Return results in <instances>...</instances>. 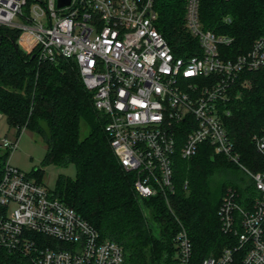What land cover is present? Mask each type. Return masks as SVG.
<instances>
[{"label":"built area","instance_id":"2783aa9c","mask_svg":"<svg viewBox=\"0 0 264 264\" xmlns=\"http://www.w3.org/2000/svg\"><path fill=\"white\" fill-rule=\"evenodd\" d=\"M155 0H0V26L20 30L18 47L38 62L72 60L95 109L106 116L109 145L126 172L134 174L139 199L161 195L169 206L173 163L194 156L201 144L225 156L252 181L251 200L239 202L228 187L217 209L221 231L234 243L198 264H264V169L240 161L225 125L228 104L239 98L243 72L264 70V35L235 57L221 46L234 38L203 28L200 0H186L185 25L200 53L178 55L157 27ZM224 21L229 23L230 17ZM243 85L245 83H242ZM264 159V126L252 134ZM3 149L17 140L3 138ZM186 186V182H185ZM171 264H197L181 223ZM0 248L32 264H122V247L102 239L74 208L53 196L8 160L0 178Z\"/></svg>","mask_w":264,"mask_h":264},{"label":"trees","instance_id":"16d2710c","mask_svg":"<svg viewBox=\"0 0 264 264\" xmlns=\"http://www.w3.org/2000/svg\"><path fill=\"white\" fill-rule=\"evenodd\" d=\"M26 1L28 11L34 0ZM185 4L186 0H155L157 27L176 54H199L198 41L185 25ZM227 16L229 23L224 21ZM199 18L203 28L234 38L221 46L224 56L232 58L264 35V0H200ZM19 33L0 26V114L17 136L26 128L43 138L48 146L45 162L75 165L74 178L58 176L53 196L74 208L102 239L118 243L124 253L122 264H171L179 223L187 231L197 264L234 243L221 231L217 215L221 197L228 187L238 191L239 202L251 200L255 192L237 165L207 144L188 159L177 148L169 206L161 195L139 199L134 174L124 171L116 159L104 131L107 118L95 109L76 64L62 57L38 62L33 52L26 54L18 47ZM237 85L240 96L229 102L225 125L240 161L252 171L262 170L264 159L251 138L264 126V70L243 72ZM82 123L88 127L83 138ZM9 151L0 155V178ZM34 175L40 182L42 170L36 169ZM25 263L31 264L0 248V264Z\"/></svg>","mask_w":264,"mask_h":264},{"label":"rangeland","instance_id":"374dc122","mask_svg":"<svg viewBox=\"0 0 264 264\" xmlns=\"http://www.w3.org/2000/svg\"><path fill=\"white\" fill-rule=\"evenodd\" d=\"M88 133V127L82 123L80 127V137L83 138ZM3 138L9 140L17 139V146L12 152L9 151L6 160L20 170L24 171L32 180H36L34 172L36 169L42 170L40 182L51 192L55 189L56 179L59 175L74 178L76 175L75 165L70 163L66 166L45 162L44 158L48 149L43 138L31 129L23 128L17 136L14 127H11L4 116H0V155L5 151L1 145ZM244 176L248 177L242 170ZM154 233L158 235V229L154 228ZM31 263V262H30ZM28 264V263H25ZM32 264V263H31Z\"/></svg>","mask_w":264,"mask_h":264},{"label":"water","instance_id":"95a60500","mask_svg":"<svg viewBox=\"0 0 264 264\" xmlns=\"http://www.w3.org/2000/svg\"><path fill=\"white\" fill-rule=\"evenodd\" d=\"M70 0H57V5L58 6H64L69 3Z\"/></svg>","mask_w":264,"mask_h":264},{"label":"crops","instance_id":"0c3cea01","mask_svg":"<svg viewBox=\"0 0 264 264\" xmlns=\"http://www.w3.org/2000/svg\"><path fill=\"white\" fill-rule=\"evenodd\" d=\"M0 116H1V114H0Z\"/></svg>","mask_w":264,"mask_h":264}]
</instances>
